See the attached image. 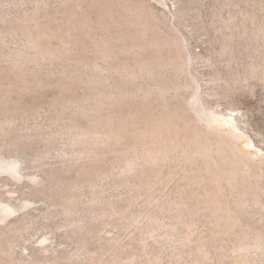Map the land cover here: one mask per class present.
<instances>
[{
  "label": "rangeland",
  "instance_id": "obj_1",
  "mask_svg": "<svg viewBox=\"0 0 264 264\" xmlns=\"http://www.w3.org/2000/svg\"><path fill=\"white\" fill-rule=\"evenodd\" d=\"M260 47L264 0H0V158L21 172L0 169V264H264V197L213 223L186 161L164 178L119 167L138 127L188 102L264 157V81L249 71ZM152 57L161 66L141 72ZM162 79L167 93L148 91ZM97 115L127 136L79 139L106 131Z\"/></svg>",
  "mask_w": 264,
  "mask_h": 264
},
{
  "label": "bare ground",
  "instance_id": "obj_2",
  "mask_svg": "<svg viewBox=\"0 0 264 264\" xmlns=\"http://www.w3.org/2000/svg\"><path fill=\"white\" fill-rule=\"evenodd\" d=\"M261 35L262 34L258 32L256 35H253L252 38L253 37L256 39L261 38L262 37ZM157 42L159 43V40ZM31 43L35 44L36 42H34L33 40V42L31 41ZM162 44L163 43H161L160 47L163 48ZM41 48H42V45H41ZM257 49H258L257 56L259 57V59L250 65L249 71H251V74L253 76L260 77L264 81V49L262 48H261L262 50L259 48ZM40 52L44 54V53H47L48 51L46 52L41 49ZM160 52L161 54L163 53L162 51ZM159 60H164V58L159 59ZM158 61L155 60L153 57L145 61L144 64L141 66V72L148 71L149 73L147 74L155 73L154 68L156 66L158 67V65L161 66L159 64L160 61L159 62ZM170 61H171V58H170ZM170 61L168 63H170ZM154 78L156 77L154 76ZM165 81L166 82L163 83V79H162V83L161 82L160 83L154 82L155 84L152 83V85L148 86V91L149 92L160 91V92L167 93L168 90L171 89V87L167 83V80ZM197 93L199 94V92ZM102 94H101L102 96L100 95L99 98L101 97L102 99H105V98L113 97L114 92L113 90L109 89L107 90V92L105 90ZM116 94H118V92ZM120 96H122V94ZM197 99L199 100L201 109H205L206 106L204 105L203 101H201V97L199 95H197ZM193 104L191 102H188L186 103V105H184V107H182L183 109L181 108V110H177V109L172 110L169 108L170 110L166 109L160 114H157V115L154 114L152 119L147 121L146 125L138 127L132 133L133 134L132 139L134 140L131 144H129L125 148L124 150L125 156L121 159L119 163V167L123 166L124 168L133 169L137 166L146 165V164L154 165V166L160 165V169L157 174H159L161 178H164L165 176L163 174H166V173H163L164 172L163 167L166 164H169L174 161L179 162V161L184 160L186 161L188 165H186L183 169V172H181L183 173V179H187L189 181L191 177L193 179L194 184H197V185L201 184V186L202 185L204 186V188H202L203 186L202 187L199 186L202 188V191L199 193L202 195L201 197H203V200H202L203 203L202 202L199 203L197 207L198 210L201 211L202 209L203 210L208 209L209 210L208 212L209 213L211 212V216H212L211 221L213 223H239L240 217L238 216V214L242 213L241 212L242 207L249 204L250 201H252V198L255 199L256 201H261V198L264 197L263 196L264 195V157L254 158L249 153L242 151L238 146V143L240 140L239 135L234 134V133L220 131L218 128L212 125L214 121L213 117H210V116L207 117L205 115H197V114L192 115L191 110L194 109ZM78 106L80 105L78 104ZM80 109L83 110L82 108ZM184 113H185V116H184ZM136 114L137 113H135V115ZM190 116H192V118ZM102 117L99 118L98 116L99 119L97 120L95 119V120L98 123H100L101 127L104 126L106 128V131L101 132L98 130H94V128L93 130L83 129V131L81 130V132H79L78 138L79 139L89 138V140L92 141L91 143H93L94 145H99V143H102V141L106 140L107 138L110 139L111 137H113L115 139V137L116 138L121 137L122 133H123V136H122L123 138L127 136L126 134L127 132L124 133L127 128L122 127V128H125V130L123 129L124 132L123 130H121L122 123L118 122L114 118L105 120L104 119L105 117L104 118ZM121 138H119V140H121ZM86 143L89 144V142H86ZM93 151L94 149L92 150V148L90 147L88 153L93 155L94 154ZM0 169H4L14 174L15 176H20L21 174L20 168L18 167V162L16 160L4 162L0 158ZM175 172L172 171L170 172V174L174 175ZM198 197L200 198V196ZM255 200L253 201L255 202ZM7 216H8L7 213L1 214V220L6 219ZM255 242L254 243L258 245L257 242H260V241H255ZM250 245H252V242L251 243L248 241L246 242L245 240L239 243L236 248L239 247L241 249L243 248L248 249ZM204 249L201 246V248L199 249V252L205 254L206 250L204 253ZM236 250H239V249H236ZM237 262H239L238 264H241L240 261H237Z\"/></svg>",
  "mask_w": 264,
  "mask_h": 264
}]
</instances>
